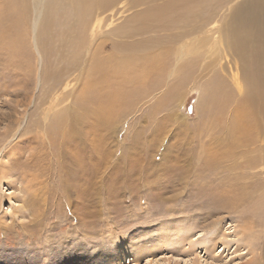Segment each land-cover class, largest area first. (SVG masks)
Returning <instances> with one entry per match:
<instances>
[{
	"label": "rangeland",
	"instance_id": "374dc122",
	"mask_svg": "<svg viewBox=\"0 0 264 264\" xmlns=\"http://www.w3.org/2000/svg\"><path fill=\"white\" fill-rule=\"evenodd\" d=\"M173 1L161 0L156 3ZM14 2L0 0L1 14L16 15L20 12L24 15L26 8L20 10ZM123 2L127 3L126 0ZM152 2L146 0L136 8L122 4L123 9L119 12L123 14H118L117 7L108 10L104 15L110 19L99 30L100 33L104 35L106 28L111 32L135 12H143L156 4ZM165 12L169 16L173 15L172 9ZM27 13L30 14L29 9ZM56 25L55 33L64 28L60 20H56ZM151 29L154 30L145 36L161 40L154 53L158 52L161 56L165 68L157 84L152 81L132 84L130 87L138 92V96L130 99L129 103L124 98V108L116 102H106L107 113L111 116L106 131L109 134L106 147H109L110 157L106 163L94 161L100 167L98 171L91 169L89 158L86 157L90 156L89 152L84 155L82 151L77 157V149L74 146L68 147L69 138L65 131L51 138L37 129L42 126L47 128L53 113L59 112L63 106L70 108L71 105H74L78 120L88 119L86 123L103 124V113L97 112L102 99H87L84 106L77 101L78 87L86 74L89 57L94 49L92 32L86 35L82 52L73 59V64H70L71 50L66 44H61L53 52L54 55L48 54L42 45L37 44L39 56L33 47L32 33L27 24H23L21 35L16 40L19 47L16 48L20 52L22 50V58L11 56L6 60L5 56L0 57V264H190L189 260L193 258L196 264L201 261L203 264H244L249 260L253 264H264V180L253 185L259 184L262 187L259 193L263 196L256 200L257 208L254 209L251 203L238 207L242 216L228 215L214 229L216 231L206 232L198 225L206 221L202 217H211L209 213L218 215L214 208L208 211L215 183L206 180L201 169L203 161L187 164L185 170L187 156L184 153L179 155L182 148H188L187 142L190 139H185L186 132L203 127L200 121L207 119L205 113L199 111L202 106H199V102L205 104L207 101L202 89L206 87L210 91L212 87L211 91L215 93L217 90L210 83L199 85V65L183 70L185 81L180 83L176 77L178 68L192 60L195 63L200 57L201 65H205L212 61L215 53L208 44L204 47L199 45L201 35L173 41L170 38L180 29L158 31V26ZM111 40L106 52H111L112 42L133 41L114 36ZM59 55L63 57L62 60H59ZM133 65V70H140L138 64ZM67 66L74 67L75 72L58 86L53 87L43 80V71L49 73ZM46 87L50 89L48 95ZM63 93H68L66 100L55 107L63 98ZM166 94L168 97L164 96ZM46 108L51 110L48 115L42 113ZM210 109L207 115L212 121L221 120L216 121L210 135L219 131L225 133L230 118L220 112L218 104L210 106ZM71 119L68 116L65 123ZM75 119L76 116L73 121ZM122 119L125 121L123 124ZM262 122L257 121L251 127L252 131L258 133L257 141L245 148L260 164L257 168L261 174L259 178L264 177V151L260 150V147L264 148ZM80 123L67 124V128L78 129ZM138 128V141L141 139L143 144L147 143L145 149H141L147 155H139L141 166L126 158L130 155L128 147L137 140ZM97 135L99 133L96 131ZM149 140H153V143L148 144ZM25 142L27 146L23 149ZM167 149L171 153L177 152L176 160H172L173 164L170 165H167ZM194 152H189L191 162ZM121 155L127 161L121 159ZM244 170V167H240L237 172L243 176ZM169 178L172 183L163 181H171ZM182 178L197 180L198 183L193 184L196 189L192 193L186 190L188 186ZM198 190L199 196L196 192ZM245 224L249 225V230L242 236L239 231L247 227ZM226 229L231 232L227 240L223 238ZM200 237L204 239L205 245L192 248V244L198 242ZM245 241L250 242V250ZM152 242L153 248L150 249ZM226 242L228 248L223 245ZM215 244V257L225 249L218 260H213L208 251ZM137 246L142 249L141 252L132 251Z\"/></svg>",
	"mask_w": 264,
	"mask_h": 264
},
{
	"label": "bare ground",
	"instance_id": "6f19581e",
	"mask_svg": "<svg viewBox=\"0 0 264 264\" xmlns=\"http://www.w3.org/2000/svg\"><path fill=\"white\" fill-rule=\"evenodd\" d=\"M126 1V4H129L131 8H136L140 5L142 6L146 0ZM151 1H154L152 3H156L161 0ZM14 3L17 4L20 10L26 8V11L24 15L17 12L19 14L18 19L17 14L8 13L6 15L0 12V50L3 51L0 53V57L5 56L6 60L11 56L22 58V50L20 52L16 48L18 47L16 40L21 35L20 30L23 24H27V27L31 31L33 47L39 56L40 51L37 44L42 45L44 50L48 54L52 53V55H54L53 52L57 51L61 44H66L71 50L70 56L72 59L70 60V64H73V59L82 52L88 32H92L91 38L94 41V49L89 57L86 74L78 87L77 101L84 106L87 103V99L92 98L96 101L102 99L97 112L103 113L101 120L103 124H98V122L86 123L88 119L81 121L79 118L78 120L74 105H71L70 108L63 106L59 112L53 113V118L49 120L47 128L42 126L37 129H41L44 131V135L46 134V137L49 136L51 138L65 131L67 138H69L67 142L68 147L74 146L77 149V157L80 156L78 154L82 151L84 153L81 154L84 155L89 152L90 156L86 157L89 158L91 169H96L97 171L100 167L96 166L94 161H105L106 163L110 157L108 152L109 147H106L109 134L106 131L108 130L107 127H109L111 116L107 113L106 102L113 101L124 108V98L125 102L129 103L130 99L138 96V92L130 87L132 84L148 81L157 84V80L161 77V71L165 68L161 56L158 55V52L154 53L158 50L161 40L152 36V38L145 36L154 30L151 27L158 26V31H170L174 28L180 29L170 38L173 41H183V38L201 35L199 45L204 47L208 44L207 46H209L210 50L213 49L215 57L213 56L211 58L212 61L205 65H201V57L195 63V60L186 62L182 67L178 68L179 71L176 76L179 83L183 82L185 81L183 70H189L199 65V85L203 82L210 83L217 90V93H215L211 91V89L213 90L212 87L210 91L206 87L201 88L207 101L205 104H200L199 102V106L202 105L199 111H203L207 119L205 118L200 121L203 123V127L189 129L186 132L185 139H190L187 142L188 148H182L179 154L181 156L184 153L187 156L185 170L187 164L191 165L194 162L203 161L201 169L205 174L206 180L215 183L213 195L210 194L212 203H210L208 211H212L214 208L215 213L218 215L209 213L211 217H202L201 219H205L206 221L204 224L201 223L198 226L206 232H212L222 224V220L226 216L231 214L242 216L243 214H241L238 207L251 203L254 209L257 208L256 200L263 196L262 193H259L262 191V187L259 184L257 186L253 185L257 182L261 183L264 177H258L261 176L260 172L257 171L260 164L249 155L251 152L245 148L257 141L258 133L251 130L253 124L257 123V121L261 122V120L264 122V0H174L173 2L162 4L156 3L143 12H135L129 18L127 17L124 22L116 25L111 32L109 28H106L104 35L99 30L110 19L104 13L117 7L118 14H123V12H119L123 9V0H15ZM9 7L11 8V6ZM27 9L30 10L29 15ZM167 9L173 10L172 16H169L170 14L165 12ZM112 15L110 14V16ZM56 20H60L64 28L55 33L54 27H57V25L55 26ZM128 21H130L129 24L127 23ZM18 25H20V28ZM17 28H19L18 32ZM112 36L133 41L112 42L110 45L111 52H106V49H109L108 42L112 41ZM137 37L138 39L135 40ZM62 59L63 57L59 55V60ZM9 64L11 65V63ZM133 64H138L140 70H133L135 67ZM74 72V67L69 66L56 68L49 73L43 71V80L56 87L64 79L67 80ZM66 80L64 88L67 86ZM104 88H106V91H104ZM45 89L48 95L50 89L48 87ZM105 93L107 96L103 97ZM67 95L68 93H63V98L55 104V107H59L64 103ZM164 96L168 97L167 94ZM199 98L201 99V93ZM51 99L55 98L51 97ZM14 102L19 103V101L15 100ZM216 104L220 105V112L230 118V125L225 130V133L222 134L219 131L210 135L211 129L217 124L216 121H221L218 119L213 122L210 116L207 115L211 110L210 106H216ZM50 111L46 108L42 113L48 115ZM68 116H71L72 119L68 123H65ZM74 116H76V119L73 121ZM199 118L201 119V117ZM123 121L124 119H122L121 123ZM75 122L80 123L81 127L75 130L67 128V124L74 125ZM137 130V140H135V144L133 143L132 146L128 147L130 155L126 156V158L134 164L141 166L142 162L139 161V155L141 153L145 154V150L141 151V149H145L144 145L147 143L143 144L141 139L138 141L139 128ZM96 131L99 133L97 136ZM224 135L225 137L222 138ZM26 142L23 145V149L27 146ZM150 142L153 143V140H149L148 144ZM56 144L57 141L55 142ZM147 147L150 146L147 145ZM169 150L167 149L166 151L169 157L166 156V159H168L167 165L173 164L172 160H176L175 153H177H171ZM190 150H195L192 162L191 156L189 158ZM260 150L264 151V148L260 147ZM123 156L121 155V159L125 158ZM237 156L239 157L237 158ZM126 158L125 160L127 161ZM224 163H227V165L225 166ZM222 167L223 169L220 170ZM240 167L245 168L243 176H240L237 172V169ZM82 170L83 172L85 171L84 169ZM152 171L154 172V170ZM182 179L188 186L186 190L192 193L196 189L193 184H197V180L195 178L191 179V181ZM252 179H255V181H252ZM163 181L172 183V180ZM143 182L145 181L143 180ZM161 183L163 184V182ZM196 192L197 196H199L200 191ZM239 218L245 219L244 217ZM244 226H247V224ZM248 230L249 225L240 229L239 234L244 236ZM230 233L226 229L223 235L225 237L223 238L229 239ZM232 233L234 234V231ZM153 242L150 245V249L153 248L152 245L155 243ZM146 245L148 246V244ZM204 245V239L200 237L198 242L192 244V248L194 246L202 248ZM223 245L225 248H228L229 244L226 242ZM246 245L249 249L250 242H246ZM138 246L132 251L136 253L141 252L142 249H138ZM216 249L217 244L210 246L208 249L213 260L220 259V255L225 250L215 257L214 255H217ZM262 256L264 257V244ZM194 260L195 258L189 260L190 264H196ZM198 264L203 263L201 261ZM244 264H253V262L249 260Z\"/></svg>",
	"mask_w": 264,
	"mask_h": 264
}]
</instances>
